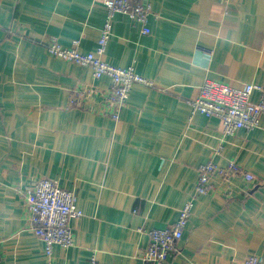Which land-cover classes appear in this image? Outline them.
<instances>
[{
  "label": "crops",
  "instance_id": "obj_1",
  "mask_svg": "<svg viewBox=\"0 0 264 264\" xmlns=\"http://www.w3.org/2000/svg\"><path fill=\"white\" fill-rule=\"evenodd\" d=\"M145 1L150 33L115 15L103 59L153 85L135 84L115 120L110 79L47 51L51 39L93 51L104 0H0V264H88L92 254L100 264H150L147 232L173 225L190 199L167 264L264 261V129L224 137L218 119L191 108L207 80L264 84V0ZM79 92L81 105L70 106ZM209 161H233L254 180L214 178L197 195ZM41 179L74 191L83 214L70 223L74 247L55 246L51 257L24 196Z\"/></svg>",
  "mask_w": 264,
  "mask_h": 264
},
{
  "label": "built area",
  "instance_id": "obj_2",
  "mask_svg": "<svg viewBox=\"0 0 264 264\" xmlns=\"http://www.w3.org/2000/svg\"><path fill=\"white\" fill-rule=\"evenodd\" d=\"M104 5L107 11L106 17L93 51L80 52L78 40L73 41L70 47H64L56 39H51L47 51L58 59L91 68L96 79L108 77L110 87L107 93V103H109L107 108L114 111L112 117L117 120L118 111L125 105L132 87L135 84L152 86L153 83L137 74L134 66L121 68L103 59L111 37L113 19L117 14L125 15L138 23L141 26V33L147 35L150 33L148 23L152 10L145 0H104ZM198 90L197 97L191 102L192 113L218 119L224 137L233 136L240 129L246 131L260 127L264 129V125L260 124V119L264 117V84L248 83L241 88H234L207 80ZM255 93L259 95L256 102L252 100ZM83 95V92L76 93L70 99V106H80ZM220 150L221 147H218L214 154H219ZM235 177H242L246 181L254 180L251 173L233 161H228L223 166L209 161L198 168L195 193L197 195L208 193L214 178L228 183ZM24 196L27 200L33 232L43 242L47 257H51L55 246L65 250L74 247L70 223L83 215L78 209L74 191L62 189L55 181L41 179L29 185ZM193 206V199L188 200L179 210L173 225L147 232L149 246L143 258L145 262L167 264L169 256L177 251V243L187 226ZM88 264L100 263L92 254ZM242 264H264V261L260 257L249 255Z\"/></svg>",
  "mask_w": 264,
  "mask_h": 264
}]
</instances>
